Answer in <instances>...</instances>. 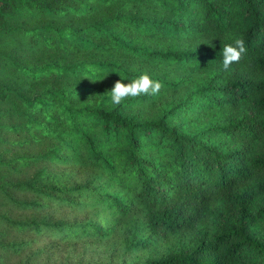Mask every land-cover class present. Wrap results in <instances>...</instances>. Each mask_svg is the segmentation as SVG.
Wrapping results in <instances>:
<instances>
[{
	"label": "trees",
	"instance_id": "1",
	"mask_svg": "<svg viewBox=\"0 0 264 264\" xmlns=\"http://www.w3.org/2000/svg\"><path fill=\"white\" fill-rule=\"evenodd\" d=\"M262 223L264 0H0V264H264Z\"/></svg>",
	"mask_w": 264,
	"mask_h": 264
},
{
	"label": "clouds",
	"instance_id": "2",
	"mask_svg": "<svg viewBox=\"0 0 264 264\" xmlns=\"http://www.w3.org/2000/svg\"><path fill=\"white\" fill-rule=\"evenodd\" d=\"M245 52V41L242 37L235 38L233 44L224 45L221 53L223 69L228 70L233 63L239 62ZM123 81L124 79L121 77L117 79L110 90V99L114 106L120 105L129 97L157 95L164 87L160 80L152 79L147 72L133 78L128 83Z\"/></svg>",
	"mask_w": 264,
	"mask_h": 264
},
{
	"label": "rangeland",
	"instance_id": "3",
	"mask_svg": "<svg viewBox=\"0 0 264 264\" xmlns=\"http://www.w3.org/2000/svg\"><path fill=\"white\" fill-rule=\"evenodd\" d=\"M24 24H27V23H24ZM7 38H8V37H7ZM8 39L11 40L10 38H8ZM28 40L34 42L33 40H30L29 37H25V38H23V39L21 40V42L19 43L18 48H19V47H22L23 44L26 43ZM32 42H31V43H32ZM13 47H14V44L10 41V44L7 46V48H4V51H8V49L13 48ZM13 49H14V48H13ZM14 50H15V49H14ZM29 53H30V51H27L26 57L31 56V54H29ZM13 54H16V50H15V53H13ZM34 57H36V58L39 57V61H38V62H42V61L48 59V56H47L46 54H37V55H35ZM155 108H156V107H153V108H151L150 110H151V111H154ZM191 116H192V115L190 114V117H191ZM208 225H211V223H208ZM260 227H262V228L264 229V223L260 224ZM262 228H261V229H262ZM263 233H264V232H263ZM94 252H95V254H96V250H94ZM93 254H94V253H93Z\"/></svg>",
	"mask_w": 264,
	"mask_h": 264
}]
</instances>
